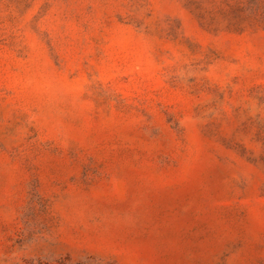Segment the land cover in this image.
I'll return each instance as SVG.
<instances>
[{
	"label": "rangeland",
	"instance_id": "obj_1",
	"mask_svg": "<svg viewBox=\"0 0 264 264\" xmlns=\"http://www.w3.org/2000/svg\"><path fill=\"white\" fill-rule=\"evenodd\" d=\"M0 264H264V0H0Z\"/></svg>",
	"mask_w": 264,
	"mask_h": 264
}]
</instances>
